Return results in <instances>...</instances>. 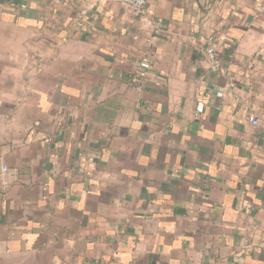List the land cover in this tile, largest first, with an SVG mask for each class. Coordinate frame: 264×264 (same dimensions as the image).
Returning a JSON list of instances; mask_svg holds the SVG:
<instances>
[{
  "label": "crops",
  "instance_id": "crops-1",
  "mask_svg": "<svg viewBox=\"0 0 264 264\" xmlns=\"http://www.w3.org/2000/svg\"><path fill=\"white\" fill-rule=\"evenodd\" d=\"M262 3L0 0V264H264Z\"/></svg>",
  "mask_w": 264,
  "mask_h": 264
},
{
  "label": "built area",
  "instance_id": "built-area-1",
  "mask_svg": "<svg viewBox=\"0 0 264 264\" xmlns=\"http://www.w3.org/2000/svg\"><path fill=\"white\" fill-rule=\"evenodd\" d=\"M117 3H119L121 6H124L127 8L134 16H143L145 14L146 6L148 3V0H116ZM259 10H264V3H262L259 6ZM207 56L211 62L214 63V49L212 46H210L207 51ZM140 68L146 69L148 68V61L147 59H143L141 63L139 64ZM201 108H198V112L200 113ZM253 126H256L258 124L257 119H253L251 121ZM2 170L5 172L7 171V168L3 167Z\"/></svg>",
  "mask_w": 264,
  "mask_h": 264
}]
</instances>
